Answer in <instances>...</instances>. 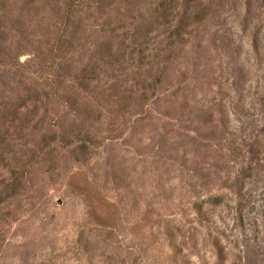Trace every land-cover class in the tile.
Segmentation results:
<instances>
[{"label": "rangeland", "instance_id": "rangeland-1", "mask_svg": "<svg viewBox=\"0 0 264 264\" xmlns=\"http://www.w3.org/2000/svg\"><path fill=\"white\" fill-rule=\"evenodd\" d=\"M66 1L0 0V264H264V0Z\"/></svg>", "mask_w": 264, "mask_h": 264}, {"label": "trees", "instance_id": "trees-1", "mask_svg": "<svg viewBox=\"0 0 264 264\" xmlns=\"http://www.w3.org/2000/svg\"><path fill=\"white\" fill-rule=\"evenodd\" d=\"M161 1V5L157 6L158 2ZM191 2L192 0H186ZM195 1V0H193ZM210 2V0H209ZM163 3L165 5V0H156L155 2H153V8H155L152 11V15L153 16H164L167 18V20L169 21V23H171L172 26V30L170 32V34L167 36V38L170 40L172 38H176L178 39L179 36L181 35L182 29L186 28L190 22H192V19H195L197 21H200L203 19V8L204 6H202L200 3L198 4L197 2L194 3V5L192 6L191 10H184L180 13H176V14H167L165 12V7H160L163 6ZM85 4V0H67L66 1V5H65V11H64V26L67 27L70 22H71V17L73 16L74 13L78 12L79 8H81L83 5ZM157 7H156V6ZM174 21V22H173ZM155 21H148L146 24L143 23V27L142 23H139L138 29L135 28V32H133V35H138L142 34L143 31H145L148 27H152L153 24H155ZM145 30H142V29ZM52 57L53 60L56 61V55L54 54V51H52Z\"/></svg>", "mask_w": 264, "mask_h": 264}]
</instances>
